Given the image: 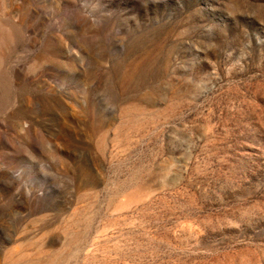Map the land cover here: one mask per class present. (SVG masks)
Returning <instances> with one entry per match:
<instances>
[{
  "label": "rangeland",
  "instance_id": "374dc122",
  "mask_svg": "<svg viewBox=\"0 0 264 264\" xmlns=\"http://www.w3.org/2000/svg\"><path fill=\"white\" fill-rule=\"evenodd\" d=\"M0 264H264V0H0Z\"/></svg>",
  "mask_w": 264,
  "mask_h": 264
}]
</instances>
